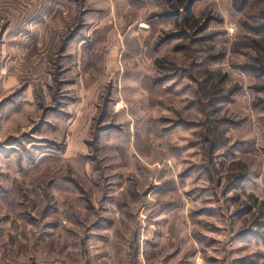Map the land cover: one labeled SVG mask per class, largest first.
<instances>
[{"label":"rangeland","instance_id":"374dc122","mask_svg":"<svg viewBox=\"0 0 264 264\" xmlns=\"http://www.w3.org/2000/svg\"><path fill=\"white\" fill-rule=\"evenodd\" d=\"M0 0V264H264V0Z\"/></svg>","mask_w":264,"mask_h":264},{"label":"trees","instance_id":"16d2710c","mask_svg":"<svg viewBox=\"0 0 264 264\" xmlns=\"http://www.w3.org/2000/svg\"><path fill=\"white\" fill-rule=\"evenodd\" d=\"M193 1H194V0H185V4H184V5H186L185 8H186V9H189V7H190V5L193 3Z\"/></svg>","mask_w":264,"mask_h":264}]
</instances>
